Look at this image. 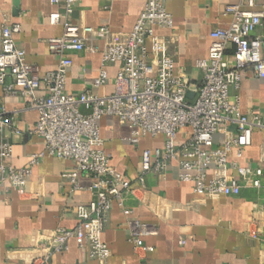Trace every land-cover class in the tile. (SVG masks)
<instances>
[{
  "label": "built area",
  "instance_id": "2783aa9c",
  "mask_svg": "<svg viewBox=\"0 0 264 264\" xmlns=\"http://www.w3.org/2000/svg\"><path fill=\"white\" fill-rule=\"evenodd\" d=\"M49 1L58 7L49 13V22L62 25L61 34L47 39L49 51L58 57L55 68L40 73L26 60L24 49L14 39L18 22L5 21L0 27V85L5 93L19 94L27 107L37 111L29 132L43 141V149L29 155L28 167L9 163L12 141L3 130L14 126V115L4 116L0 107V183L25 192L30 166L45 154L71 161L66 173L71 190L80 188L79 175L94 178L92 198L78 209L82 223L54 229L48 251L66 249L67 239L75 237L83 253L104 261L110 248L101 239V231L111 203L115 201L128 214L127 197L146 187L148 172L162 174L172 160L180 168L177 178L192 182L196 192L216 196L237 195L245 187L264 189V166L230 162L228 156L232 152L239 158L242 148L251 143L253 129L264 127L260 113L243 112L238 96L231 97L244 69L264 81V0L223 5L230 20L210 31L207 56L195 61L197 78L175 71L171 37L155 31V27L173 26L165 0H145L128 31L74 22L69 14L78 0ZM104 1L107 7L111 0ZM99 41L94 90L68 92L65 81L73 64L70 51H97ZM115 63L112 91H100L109 78L107 66ZM37 90L44 92L36 94ZM104 115H114L128 126L131 142H139L142 136H163L162 146L141 150L135 184L111 164V153L102 147L98 120ZM218 131L224 133L223 141L214 145ZM259 209L264 213V197ZM125 224L136 247L152 249L140 235L154 232L153 226L132 218H126ZM47 256L35 257L32 264H48Z\"/></svg>",
  "mask_w": 264,
  "mask_h": 264
},
{
  "label": "crops",
  "instance_id": "0c3cea01",
  "mask_svg": "<svg viewBox=\"0 0 264 264\" xmlns=\"http://www.w3.org/2000/svg\"><path fill=\"white\" fill-rule=\"evenodd\" d=\"M144 1L111 0L104 7V0H78L69 15L81 25H107L113 31H128ZM235 1L165 0L173 26L155 27V31L171 37L176 72L191 78L199 76L195 61L207 56L210 31L229 22L230 15L223 13V5ZM57 8L49 0H19L17 8L14 0H0V27L5 21L20 24L14 33L16 44L40 73L57 64V55L47 45L48 37L62 32V25L50 23L48 18ZM101 46L99 41L97 51H70L73 64L65 81L68 92L94 90L92 81L100 66ZM116 69V63L107 66L109 78L100 91H112ZM43 92L37 90L36 94ZM235 95L243 112H258L264 122L261 78L251 76L248 69L242 70L239 88L231 89V97ZM0 107L5 110L4 116L14 115V126L3 130L12 141L7 160L15 167H28L29 155L43 149L42 139L29 132L37 111L27 107L19 94L5 93L1 85ZM98 124L102 147L112 155L111 164L135 184L141 150L162 146L163 136H142L134 143L128 138L129 127L116 116L104 115ZM223 134L215 133L214 145L222 143ZM228 156L230 162L264 166V127L253 129L251 143L242 148L239 158L232 152ZM30 167L25 192L7 182L0 183V264H32L35 257L46 253L48 264H264V213L259 209L264 189L245 187L237 195L216 196L196 192L192 182L177 178L180 168L176 160L162 174L147 173L146 187L136 189L135 195L126 199L128 214L115 201L111 203L101 231V239L110 248L104 261L83 253L75 237L67 239L66 249L48 251L49 235L54 229L75 228L82 223L78 209L92 198L94 178L79 175L80 188L71 190L66 175L71 161L50 154ZM126 218L155 228L152 233L140 235L145 244L152 246L151 250H142L129 240Z\"/></svg>",
  "mask_w": 264,
  "mask_h": 264
},
{
  "label": "water",
  "instance_id": "95a60500",
  "mask_svg": "<svg viewBox=\"0 0 264 264\" xmlns=\"http://www.w3.org/2000/svg\"><path fill=\"white\" fill-rule=\"evenodd\" d=\"M18 2H19V0H14V4L16 5V8L18 6ZM191 94H192L191 92L188 93L189 96H191Z\"/></svg>",
  "mask_w": 264,
  "mask_h": 264
}]
</instances>
